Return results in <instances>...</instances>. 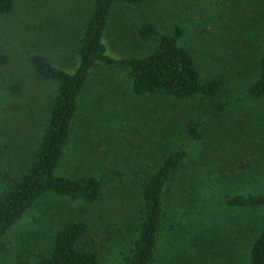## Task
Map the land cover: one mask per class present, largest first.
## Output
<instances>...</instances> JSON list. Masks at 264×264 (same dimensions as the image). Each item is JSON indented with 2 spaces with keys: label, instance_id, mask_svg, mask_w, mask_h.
I'll list each match as a JSON object with an SVG mask.
<instances>
[{
  "label": "rangeland",
  "instance_id": "rangeland-1",
  "mask_svg": "<svg viewBox=\"0 0 264 264\" xmlns=\"http://www.w3.org/2000/svg\"><path fill=\"white\" fill-rule=\"evenodd\" d=\"M90 2L16 0L13 13L0 16V191L3 175H13L33 149L55 90L54 83L29 75L27 58L39 55L57 68L75 70L73 47ZM142 24L152 25L156 36L140 39ZM176 30L177 47L191 56L200 79L217 78L225 94L204 100L135 96L125 70L94 68L54 175L101 179L102 201L88 208L44 194L0 238V264H20V259L34 264L62 226L79 220L88 231L92 227L98 264H120L136 227L139 195L130 185L157 164L153 159L160 148L153 142L162 132L201 162L167 201L169 228L160 237L158 264H249L263 211L228 207L224 201L264 192V100L247 95L258 76L264 0H157L115 7L102 42L111 58H143L155 39ZM17 76L22 100L8 96L5 86ZM217 104H225L224 109ZM200 113L218 119L203 123L193 149L183 130L188 122H199Z\"/></svg>",
  "mask_w": 264,
  "mask_h": 264
},
{
  "label": "trees",
  "instance_id": "trees-1",
  "mask_svg": "<svg viewBox=\"0 0 264 264\" xmlns=\"http://www.w3.org/2000/svg\"><path fill=\"white\" fill-rule=\"evenodd\" d=\"M155 1L91 0L82 31L73 47L78 62L73 71L57 68L39 55L27 58L32 70L29 75L37 80L54 83L55 90L46 124L27 159L17 171H13V175H3L2 184L5 188L0 191V238L46 193L66 197L71 202H82L88 208L102 201L101 179H69L54 175L72 131L80 94L94 68L102 65L109 69L125 70L131 93L135 96L159 95L176 100L198 97L204 100L222 92L225 94V85L220 89L217 78L200 79L191 56L177 47L178 30L173 34L160 35L155 39L150 53L143 58L114 59L106 54L102 39L110 23L111 11L115 7ZM16 5V0H0V16L12 14ZM156 34L150 24H142L137 29L140 39L154 38ZM4 60H8L7 56ZM1 61L5 63L3 59ZM257 67V79L247 89L249 99L255 101L264 100V40ZM11 81L14 83L5 85L10 93L6 92L7 95L22 100L25 92L21 78L17 76ZM224 107L225 104H217L219 110ZM197 119L202 123L188 122L183 130L184 139L193 145V149H197L194 144L201 139L198 130L218 117L217 114L207 116L200 113ZM169 134L162 132L161 140L159 134L153 142L160 148V152L154 154L153 161L157 163L154 168L146 176L135 181L133 179L130 185H134L135 195H139L136 227L134 238L123 253L120 264H158V256L162 251L160 237L169 228L166 223L169 220L167 201L174 192L185 186L183 176L190 169H196L201 162V157H195L184 145H175ZM224 204L228 207L261 208L263 214L258 235L250 247L249 264H264V192L253 196L234 195L227 198ZM91 228L88 231L87 224L81 220L68 222L55 233L48 252L39 255L34 264H98L100 258L91 246L94 242Z\"/></svg>",
  "mask_w": 264,
  "mask_h": 264
}]
</instances>
